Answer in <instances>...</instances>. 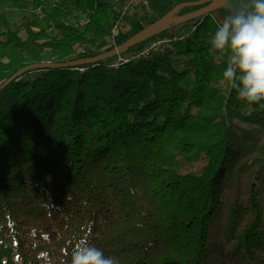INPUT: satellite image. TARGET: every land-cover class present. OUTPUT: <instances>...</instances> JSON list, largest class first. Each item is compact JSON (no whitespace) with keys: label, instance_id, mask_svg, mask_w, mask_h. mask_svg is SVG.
I'll use <instances>...</instances> for the list:
<instances>
[{"label":"trees","instance_id":"trees-1","mask_svg":"<svg viewBox=\"0 0 264 264\" xmlns=\"http://www.w3.org/2000/svg\"><path fill=\"white\" fill-rule=\"evenodd\" d=\"M146 1L116 46L200 0ZM115 14L112 0H0V87L111 51ZM227 15L123 55L155 38L173 50L31 70L0 90V264H70L81 238L119 264H264V101L222 79L229 53L211 39Z\"/></svg>","mask_w":264,"mask_h":264},{"label":"clouds","instance_id":"clouds-1","mask_svg":"<svg viewBox=\"0 0 264 264\" xmlns=\"http://www.w3.org/2000/svg\"><path fill=\"white\" fill-rule=\"evenodd\" d=\"M211 47L229 53L222 79L238 98L249 104L264 101V0H238L237 9L218 24ZM70 255V264H119L87 238L79 239Z\"/></svg>","mask_w":264,"mask_h":264},{"label":"water","instance_id":"water-1","mask_svg":"<svg viewBox=\"0 0 264 264\" xmlns=\"http://www.w3.org/2000/svg\"><path fill=\"white\" fill-rule=\"evenodd\" d=\"M196 6H202V7L188 14L178 15L179 11L185 7H196ZM237 7H238V0H200L197 2L179 4L175 6L171 11H169L167 14L159 18L158 20L154 21L153 23L141 29L139 32L134 34L123 44L113 48L111 51L107 53L100 54L93 58L79 59L76 61L60 63V64L38 63V64H32L26 66L18 70L13 76H11L3 84V86L0 87V90L3 87L7 86L9 83H11L13 80L18 79L25 72L31 70H39V69H65V68L97 64L99 62L115 58L118 55H122L125 52L131 50L132 48L160 35L161 33L167 31L173 26H178L190 20L203 17L219 9H224L230 14V12L235 11Z\"/></svg>","mask_w":264,"mask_h":264},{"label":"built area","instance_id":"built-area-1","mask_svg":"<svg viewBox=\"0 0 264 264\" xmlns=\"http://www.w3.org/2000/svg\"><path fill=\"white\" fill-rule=\"evenodd\" d=\"M147 5L146 0H123L120 9L116 12L114 20L112 21L110 34L108 37V41L110 46L114 48L116 46V38L129 29L128 17L134 14V9L141 6ZM181 36L179 40H183L185 37ZM171 38H155L151 40L143 49L134 51L128 55H118L114 58V60L110 63L111 67L117 68L121 64L128 63L132 60L143 59L150 56L152 53L163 51V50H173ZM82 71V70H81Z\"/></svg>","mask_w":264,"mask_h":264},{"label":"rangeland","instance_id":"rangeland-1","mask_svg":"<svg viewBox=\"0 0 264 264\" xmlns=\"http://www.w3.org/2000/svg\"><path fill=\"white\" fill-rule=\"evenodd\" d=\"M112 5L114 8V13H116L121 7V0H112ZM133 11H134V13H136V15H130L128 17L127 22L129 24V28L131 25V21H133V20H141L142 21L143 18L150 13V10L148 9L147 5H141L137 8H135ZM11 18H14L13 20H16L17 14H12ZM71 21L82 23L84 20L82 17H72ZM204 264H216V263H215V261L212 260L211 256L208 255L205 258Z\"/></svg>","mask_w":264,"mask_h":264},{"label":"crops","instance_id":"crops-1","mask_svg":"<svg viewBox=\"0 0 264 264\" xmlns=\"http://www.w3.org/2000/svg\"><path fill=\"white\" fill-rule=\"evenodd\" d=\"M123 0H121V4H122ZM133 15H136V13H134Z\"/></svg>","mask_w":264,"mask_h":264}]
</instances>
